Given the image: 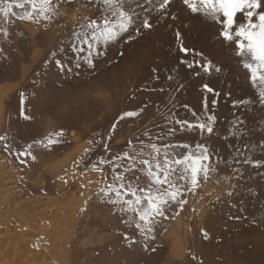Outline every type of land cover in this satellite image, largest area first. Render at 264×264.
<instances>
[{
  "label": "rangeland",
  "instance_id": "rangeland-1",
  "mask_svg": "<svg viewBox=\"0 0 264 264\" xmlns=\"http://www.w3.org/2000/svg\"><path fill=\"white\" fill-rule=\"evenodd\" d=\"M56 2L58 15L32 23L20 19L29 5L0 0L3 244L30 247L25 264H264V104L234 45L219 35V18L191 13L183 0L164 10L160 0H138L142 7L133 0L139 34L130 29L94 57V68L83 61L77 68L74 33L101 19L100 6ZM143 19L150 28L140 26ZM208 62L206 73L200 65ZM140 109L138 117L118 119ZM209 115L212 133L196 127ZM58 132L56 145L41 143ZM151 144L162 152L170 146L173 160L206 147L213 171L194 191L182 189L186 203L165 205L152 231L141 232L135 213L124 210L131 197H116L121 181L114 176L149 187L140 161H151ZM125 152L136 157L131 169L119 159ZM179 174L173 179L185 186ZM107 184L113 191L102 193Z\"/></svg>",
  "mask_w": 264,
  "mask_h": 264
},
{
  "label": "snow or ice",
  "instance_id": "snow-or-ice-1",
  "mask_svg": "<svg viewBox=\"0 0 264 264\" xmlns=\"http://www.w3.org/2000/svg\"><path fill=\"white\" fill-rule=\"evenodd\" d=\"M67 2L71 3V0H67ZM135 2L138 7H142L138 0ZM13 3L20 8H25V5L30 6V9L26 10L20 19L32 23H39L40 19L50 21L53 16L59 14L56 0H13ZM88 3H92V0H88ZM132 3L133 0H96V4L100 6L101 19L99 21L89 19L87 24L81 26V32L74 33L79 44L74 43L71 46V52L76 54L77 68L81 66V61L86 63L89 68H94V57L103 55L104 49L108 45L118 42L125 34L129 33L130 29L139 34V29L135 28L139 14L136 8L131 6ZM148 3H151V0H148ZM170 3L171 0H160L159 8L164 10ZM183 3L193 14H203L210 17L213 22H217V18H219L218 22L221 25L219 35L225 42L234 45L236 55L243 61V68L250 74L251 86L258 90L259 101L264 104V11H253L264 8V0H183ZM10 7L11 5H9ZM238 14H243V17L240 18ZM140 26L148 29L151 24L149 20L143 19ZM177 39L179 40V33H177ZM85 51H87L86 56L83 55ZM180 51L185 54L188 53V49L182 46ZM55 55L56 53L53 52L52 56L55 57ZM55 65L60 71L66 70L64 64L59 60L55 61ZM188 67L191 68L192 64H189ZM200 67L206 73L212 70L211 62L202 64ZM215 71L219 72L220 69L217 67ZM204 88L208 92L214 91L208 85H204ZM21 97L23 102V93ZM240 103L245 102L240 101ZM142 111V109L126 111L118 119L135 118ZM205 111L207 112L206 102ZM21 115L24 116L23 112ZM29 118L24 116V119ZM214 122L215 117L209 115L207 123H199L196 127L201 131L206 130L208 133H212ZM175 123L181 127L184 125H188L189 128L193 127L187 121L179 119ZM114 127L115 125H113ZM60 136H63V132L50 134L41 143L54 146L59 142L57 138ZM4 139L6 137H0V140ZM7 147L5 145L6 149ZM29 147L31 148V145ZM129 147H132L131 141H129ZM167 147L170 146H164L165 150L162 152V149L156 144H151V161L147 159L140 161L146 168V177L150 182V186L147 188H138L133 184L123 183L124 177L116 173V168L119 165L112 170L113 173H116L114 179L121 181L119 187L115 189L116 197L118 199H122L123 196L131 197V199L124 200V204L127 206L124 210L135 213L137 217L136 228L141 232L152 231L151 225L155 217L164 215L165 205L170 202H178L181 205L186 203L183 200L184 191L182 189L184 187H187L189 191H194L202 182H207L211 178L210 172L213 169L205 163L210 159L206 147L197 145L198 153H190L183 159L174 160L169 158ZM178 147L187 148L188 146L179 145ZM88 151L89 149H85V152ZM27 154V152L21 153V155ZM119 159L130 161L128 165L130 169L136 162V157L128 152H125ZM106 163L108 161H100V164ZM93 170L103 171V169L95 166ZM178 171L180 174L177 179L185 181V186L178 184L173 179V174ZM109 191H113L112 184H107L106 189H101L102 193ZM228 195L231 196L232 193L229 192ZM204 237L207 239V233H204Z\"/></svg>",
  "mask_w": 264,
  "mask_h": 264
},
{
  "label": "bare ground",
  "instance_id": "bare-ground-1",
  "mask_svg": "<svg viewBox=\"0 0 264 264\" xmlns=\"http://www.w3.org/2000/svg\"><path fill=\"white\" fill-rule=\"evenodd\" d=\"M4 239L5 238L3 237L0 240V253L2 252L5 258L4 260H1L0 258V264H25L22 261V258L27 252L30 251V247L27 246L28 244L26 245L27 247L23 246L20 248V246H18L14 242H8V243L3 244L5 242ZM25 242L26 241H24V243ZM22 248H24L25 250H22Z\"/></svg>",
  "mask_w": 264,
  "mask_h": 264
},
{
  "label": "crops",
  "instance_id": "crops-1",
  "mask_svg": "<svg viewBox=\"0 0 264 264\" xmlns=\"http://www.w3.org/2000/svg\"><path fill=\"white\" fill-rule=\"evenodd\" d=\"M253 11H264V8H261L260 10H253ZM238 16H239L240 18H242V17H243V14H238Z\"/></svg>",
  "mask_w": 264,
  "mask_h": 264
}]
</instances>
